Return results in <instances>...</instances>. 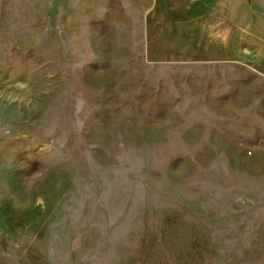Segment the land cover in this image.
I'll use <instances>...</instances> for the list:
<instances>
[{"label":"rangeland","instance_id":"374dc122","mask_svg":"<svg viewBox=\"0 0 264 264\" xmlns=\"http://www.w3.org/2000/svg\"><path fill=\"white\" fill-rule=\"evenodd\" d=\"M262 56L212 0H0V264H264Z\"/></svg>","mask_w":264,"mask_h":264},{"label":"crops","instance_id":"0c3cea01","mask_svg":"<svg viewBox=\"0 0 264 264\" xmlns=\"http://www.w3.org/2000/svg\"><path fill=\"white\" fill-rule=\"evenodd\" d=\"M212 6L215 13L251 41L264 44V0H212ZM257 60L264 74V56Z\"/></svg>","mask_w":264,"mask_h":264}]
</instances>
